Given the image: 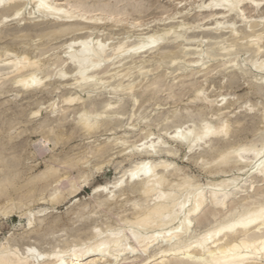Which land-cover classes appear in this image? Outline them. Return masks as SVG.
Segmentation results:
<instances>
[{"label": "rangeland", "instance_id": "1", "mask_svg": "<svg viewBox=\"0 0 264 264\" xmlns=\"http://www.w3.org/2000/svg\"><path fill=\"white\" fill-rule=\"evenodd\" d=\"M3 1L7 10L0 7V252L3 244L14 249L17 246L24 253L33 246L35 258L44 252L53 257L63 248L92 243L100 231L99 238L108 232H121L123 242L131 230L151 235V229L126 224L138 218L140 209L133 203L142 197L131 190L132 183L122 174L147 161L157 165V172L163 171L160 163L166 161L167 183L163 188L167 191L172 189L169 184H181L187 178L193 184L207 183L210 188H214L211 183L233 178V183L220 188L227 191L249 176V193L234 194L230 201L234 209L264 198V176L255 178L254 174L264 151L252 163L241 162L230 168L222 165L220 172L214 164L208 166L214 158L227 154L233 144L256 139L257 147L264 146V89L259 90L264 71L252 65L253 61L264 63V52L256 54L248 43L250 35L259 29L264 36V4L244 1L238 15H223L216 7H206L210 0H51L73 17L44 18L33 0ZM17 9L20 13L16 17ZM217 21L223 22L220 30ZM148 35L161 39L134 53L132 48ZM78 39L104 44L107 54L120 44L126 48L114 55L105 71L92 73L99 77L95 85L83 88L69 58L78 48L69 45ZM222 46L233 48L226 54L221 52ZM208 48L214 50L213 55L207 54ZM17 57L26 62L36 60V66L15 71L10 63ZM33 72L40 84L24 88L18 81ZM62 72L68 73L65 78ZM72 96L77 100L64 101ZM82 119L97 120L98 124L87 129ZM205 120L217 126L229 124L216 136L220 139L214 137L205 143L210 147L208 152L202 154L199 146L190 149L172 140L171 136L181 130L192 127L201 131ZM257 134L262 138L253 139ZM152 143L160 144V151L153 155L144 151ZM176 191L180 195L184 189ZM232 209L223 211L222 219L229 217ZM219 210L210 204L196 216L194 238L209 229L201 220L211 219ZM164 243L160 241L159 246ZM136 256L140 254L129 258L127 264H133ZM159 259L152 264H158ZM95 261L97 258L81 263ZM99 264L119 263L108 260Z\"/></svg>", "mask_w": 264, "mask_h": 264}, {"label": "bare ground", "instance_id": "2", "mask_svg": "<svg viewBox=\"0 0 264 264\" xmlns=\"http://www.w3.org/2000/svg\"><path fill=\"white\" fill-rule=\"evenodd\" d=\"M13 1H15L17 3V0H8V2H13ZM33 1H35L34 3L36 4V10L44 18L48 17V16L53 17L56 15L60 16L59 18H62V17H66V18L70 17L71 18V17H73L72 14L68 13V10H65L62 6H58L57 4H54V2L51 0H33ZM244 1L250 2L256 6H259L260 4H264V0H210L209 3L207 2L208 4L206 3L207 5L206 4L205 5H206V7H214V8L216 7L215 9L221 10L223 15H226V14H237L238 15L240 12H242V10L240 9V5ZM5 5L6 4H4V1L0 0L1 9L7 10ZM19 13H20V10L17 9L14 13V16L17 17V15H19ZM40 15H39V17H40ZM242 16H243V14H242ZM4 19L5 18H3V20ZM243 19H245V18L243 17ZM222 24H223V22H221V21L216 22L218 30H220L219 27ZM259 30L253 32L252 35H250V37L248 36L250 39L247 38V39H249L248 43H251L253 45V47L255 48L256 54H259L260 52H262V53L264 52L263 31H259ZM208 31L209 30H207V33H208ZM214 31H215V29H214ZM236 34L234 35L235 37H236ZM240 36H241V34H240ZM10 39H12V38H10ZM160 39H161V36L156 37L155 35H148L146 37V39L144 40V42H142L137 47L132 48V49H134V53H136V52L140 51L141 49H143L149 45L151 46V44H154V43L157 44L158 43L157 41H159ZM90 41H91V38H90ZM90 41H89V39H85V40L78 39L72 43L69 42L70 48L71 47L73 48L75 46L78 47L77 49H75L69 53V58L71 59L70 61L74 65V73L78 76V79H79L78 81H79V84L82 88L86 85H95L97 83V79L99 77H97V75H94L92 73L98 72V71H99L98 73H101V71L102 72L105 71L106 70L105 69L106 64L112 60V58L114 57V55L116 53L121 52L125 47L124 45L120 44L114 49V51H116V52L113 51L112 54H107L104 44L98 43V44L92 45L91 44L92 41L91 42ZM135 45H137V44H135ZM135 45H133V46H135ZM232 48H233L232 46H222L221 52L223 51L222 53H226V54L230 53ZM246 48H249V47H246ZM128 49H129V47H128ZM209 49L210 48H208L207 54L209 56H211V55H213L214 50L212 49L213 50L212 51L211 49L210 50ZM184 50H186V48ZM199 50H200V48H199ZM197 51L198 50H196L195 53ZM8 52H9V50H8ZM219 52H220V50H219ZM141 53H143V52H141ZM150 53H152V52H150ZM7 55H9V53H7ZM25 56L27 57V55H25ZM1 58H3V57H1ZM27 59H29V58H27ZM168 59H170V58H168ZM165 60L163 59L162 61L164 62ZM175 60L176 59H174V61ZM35 61H27L26 62L25 60L22 59V57L21 58L17 57L16 59H14L12 61V63H10L11 64L10 68H14L15 71L20 72V70H22V69L35 67L36 66ZM174 61H173V63H175ZM258 61H259V59H258ZM250 63H251V61H250ZM258 63H257V61H253L252 65L256 66L257 69L264 71V63H260V62H258ZM165 64H167V63H165ZM180 65H182V64H179L178 67ZM245 66H247V65H245ZM5 67H1V68H5ZM245 68H247V67H245ZM9 69H7V70H9ZM142 71H144V70H142ZM14 73H16V72H14ZM115 73L118 74V72H116V71H115ZM62 74H63V72H62ZM62 74H60V76ZM64 74L62 76H64ZM66 74H68V73H66ZM64 78H65V76H64ZM254 79L257 80L256 77ZM18 82L24 88H26V87L28 88V87H31L34 85L35 86L39 85L41 80L33 72L28 77H24V78L22 77ZM100 82H103V81H100ZM260 84H261V86H260L261 89H259V90L264 89V76H263V79L260 82ZM121 87L123 88V86H121ZM121 87H119V88H121ZM77 97H78V95H77ZM76 100H77L76 96H74V98L72 96V97H66L64 99V101L65 102L67 101V103L73 102ZM206 101H207V98H206ZM209 102H210V100H209ZM187 111H186V113H187ZM85 113H87V112H84V114ZM97 114L99 115V112ZM98 115H97V117H98ZM191 116H193V114ZM210 120H212V119H210ZM207 122L208 123H206V120L203 121V123L204 124L206 123V124L205 125L202 124V126H204V127L202 128L201 131L200 130L196 131L195 129H193L191 127L189 129H187V131H184V132H182L183 130H181L180 132H175V134H173L171 136V138H172V140L174 139L175 141H177L180 144H187L190 149H193L194 146H196V147L199 146V148L202 150V154H204V153L208 152L209 148H210V147L208 148V146H205V143H207V141L209 143L210 139H212V138L218 136L219 134H221L222 132H224L229 126L228 122H223V123L219 124L218 126L211 123L210 121H207ZM213 122H214V120H213ZM193 123H195V122H193ZM216 123H217V121H216ZM96 124H98L97 120L90 121L88 119H85V120L82 119V125L87 129H92L94 126H96ZM195 126L193 125L194 128H195ZM174 127H177V126H174ZM263 133L264 132H262V134ZM258 134L252 138L254 139L255 137L258 136ZM228 135H230V134H228ZM259 136H261V135H259ZM262 136H261V138H262ZM221 137H223V135ZM216 138L220 139L219 137H216ZM224 138L225 137H223V139ZM255 140L256 139H254V142H255ZM257 141H258V139H257ZM254 142L233 144L231 147H229V151L227 154L224 153V155H222L220 153L222 156L220 155V157L214 158L212 161L209 160L211 162L210 163L208 162L209 163L208 166H210L211 164H214L215 165L214 167H216L217 171L220 172L222 170V168H220V166H222V165H224L225 168H228V167L230 168V167L238 165V163H241V162L252 163L256 159H258V157H260L264 151V146L261 148L257 147L255 144L256 142L255 143ZM263 142H260L257 144L261 145V143H263ZM158 147H160V144L157 146L156 144L152 143V145L149 147H146L144 149V151L153 155V154H156L157 152L160 151L158 149ZM161 148L164 149L163 147H161ZM136 151H138V150H136ZM162 152H163V150H162ZM167 152L169 153V155L173 154L171 152V150H167ZM168 153H166V154L168 155ZM249 156L250 157L252 156V158L249 159ZM154 162H155V160H154ZM157 164L159 165V163H157ZM160 164L163 165V167H164V169H162L163 171L160 170L161 172H157L155 170V167L157 165H153V163L151 161H147L140 166H137V164H136V167H134V169L131 168V170H129L127 173H122V174L126 175L127 176L126 178L129 179V181L132 183L131 184V188H132L131 190H133V191L136 190V192H139L141 194V197H142V201L133 203L134 207H137L140 209L138 218L136 220L134 219L135 221L127 220L126 224L129 223L134 227H141V228L144 227L145 229H151L153 232L151 235H148V233H147V236H143V235H141L142 233H139L136 231L137 229L131 230L132 231L131 236L127 237L124 240L126 242H123L122 237L120 235L121 232H119V231H117V232H119L120 234L108 232V235L106 234L107 236L105 235L106 236L105 238H99L100 237L99 234L101 233V231H100L99 234H98V232H97V234H95L97 236V238L92 243H89V244L86 243V245L83 244L84 246L83 245L79 246V247L75 246L72 248L68 246L69 248H66V249L63 248V250H60V251L54 253L53 257L51 255H49V253L44 252V253H42V255L40 254L39 256H37L35 258L34 252H36V251L34 248H32L33 246L31 248H28V251L24 253V252H21L17 248V246H16V249H18V251L16 249L12 248L10 245L3 244L2 245V251L0 252V264H69L70 262L73 263L74 261H78V264H82L81 263L82 261L88 260V259L92 260V258L93 259L97 258V262H99V263L100 262H107L109 260L110 262L118 261L119 264H125V263L127 264V261H130L129 258H131V257L133 258V256H135L136 254H140V256L135 257L136 261L134 260L135 262L134 263L132 262L133 264H150V263L152 264V262L155 261V259H157V258H161V260L159 259L160 261L157 262L158 264H264V198H259V200L257 199L258 200L257 202H255L251 205L248 204L249 206H244L246 204V203H244V205L241 207V205H242L241 204L239 209H236V207L234 209L232 202H230L231 199L234 197L235 193L240 192L239 194H244L245 192H248L249 188L246 189V184L248 182L249 176L244 177L243 180L241 181V183L233 185V187L228 189L227 191H220V188L227 186L230 183H233V178H227V179H223L221 181H218L217 183H215V182L211 183L214 186V188H210L209 187L210 185L207 183L193 184L191 182L192 179L190 180L189 178H187L185 180L183 179L184 181L181 184H174V183H176V181L173 184H169L172 189L167 191L163 188V186L167 183L165 172H166V169L168 168V165H167L166 161H163ZM175 172H176V170H175ZM254 174L253 175L255 176V178L256 177L258 178L260 176H264V159L261 160V162L259 163V168H258L257 172ZM250 176H252V175H250ZM122 180L124 181V179H122ZM62 182H64V181H62ZM121 183H122V181H121ZM250 183L252 185V182H250ZM119 185H121V184H119ZM251 185L248 184L247 186L251 187ZM114 186L118 187V184H116V185L114 184ZM121 186H123V185H121ZM119 188H120V186L118 187V190H119ZM176 188L184 189V191L179 195V193L176 191ZM154 195H156V196L153 199L152 196H154ZM254 195H256V194H254ZM109 196L111 199L112 195H109ZM242 196H245V194ZM256 196H259V195H256ZM114 198H115V196H114ZM113 199H112V201H113ZM149 199L151 200V203L147 204V201L149 202ZM137 200H139V199H137ZM133 201H134V199H133ZM210 204L215 208H220V210L215 211L216 213L213 214L211 219H203L202 218L203 220H201V221H205L206 222L205 225L207 224V226H209V229L205 230L206 232H204L203 235H200V236L198 235V237L196 236L194 238L193 227L196 226L195 223H197V219L195 222V218L204 209H206ZM234 206H236V205H234ZM130 209H132V207ZM231 209L233 210L231 212V215L229 217L222 219L223 211L227 210L229 212V210H231ZM81 215H83V214H81ZM122 215H124V214H122ZM83 217H85V216H83ZM83 217H80V218H83ZM84 221H85V219H84ZM201 221L199 223H202ZM29 223L32 224V221L30 220ZM83 224H85V223H83ZM126 224H123V225H126ZM39 228H41V226H39ZM130 228H132V227H130ZM197 229H199V228H197ZM122 230L123 229H121V231ZM34 231H36V230H34ZM29 232L30 231H28V233ZM39 232L38 233L36 232V235L43 233V232H40V233ZM31 233H32V231H31ZM33 233H35V232H33ZM41 235L42 234H40V236ZM159 239H161V240H159ZM133 241H136V244H134ZM160 241H165V243L163 245L159 246ZM6 242H9V241H6ZM16 242H17V240H16ZM156 244H158L159 247L156 249L155 252H153L152 254L148 253L149 255H147L145 257H143L144 255L142 256V254H145L146 252H148L149 249L151 247L155 246ZM33 250H34V252H33ZM51 254H53V253H51ZM127 254L129 256L124 257ZM50 259H54V260L51 262H48ZM67 259H71L73 262L68 261ZM101 260H103V261H101ZM121 260L123 262H120ZM95 262H94V264H95ZM97 262H96V264H97Z\"/></svg>", "mask_w": 264, "mask_h": 264}]
</instances>
